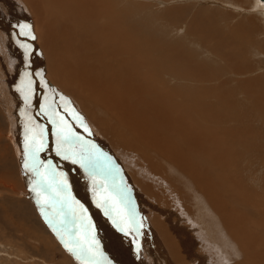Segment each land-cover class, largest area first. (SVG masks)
Here are the masks:
<instances>
[{
  "label": "rangeland",
  "instance_id": "rangeland-1",
  "mask_svg": "<svg viewBox=\"0 0 264 264\" xmlns=\"http://www.w3.org/2000/svg\"><path fill=\"white\" fill-rule=\"evenodd\" d=\"M126 1L128 2H126L125 4L133 6L134 2L140 4L148 3L147 5L150 4V6L152 7L150 12L154 13L155 11H158V13L163 12L166 13V15V9H171L173 6H178V8L181 9V13L178 14L181 18L178 21V24L177 21L170 19H168L166 23L161 21L163 24H165V26L163 24L161 25V22H159V25L161 26L158 25L159 27H156L159 29L165 27V29L163 28V32L162 29L158 30L156 28L157 30H155L147 25L140 26V28L138 25L134 27V29L137 28L135 30L133 29L135 33L138 34L136 39L139 40V42L141 40V43L136 41L138 44H136L135 41H132V43L135 42L134 45L137 47L132 55L137 61H139L135 69L138 68V70L146 73L149 71H153L154 73H156V75H153L152 79L155 83H157V87H159V85L161 86L159 87L160 89L163 88L167 90L168 88L170 89L175 85L183 86L184 89L185 87H187V85L184 84H189L191 86L196 85L199 87H204L209 84L212 91H216L218 93H226V98L225 100H223V106L234 107L235 100H238V106L236 108H247L249 111L252 110L256 114L255 116L253 115L251 117L250 115L248 117L250 122L247 121L248 123L245 124V126L247 127H243L235 123L232 119H230L231 121L229 120V122L227 123H219V126L215 123H212V125L216 128L225 125L226 131L229 133L227 136L228 142L225 145H222V147H218L216 151L217 154H222L221 160H223L224 163L221 164V172L224 177L221 176L220 182H218L215 179L216 173L213 171H209L206 173L209 175L208 177L205 176V178L211 181L212 188H215L218 184H220L219 188L222 189L218 193L221 194L217 195H219L218 198L222 197L224 199L226 206H224V211H221V208H219L220 211L215 210L217 207H219V205L204 190L205 183L199 182L198 179L190 174V172L183 170V172H185L184 174L182 170H179L180 168L177 170L176 168H171L172 171H174L175 169V172L178 174V176L179 173H181L180 177L184 178V180L188 183V187H184L176 183L175 188H173L172 190L180 192V195H178L180 210L181 205L185 204V202H183L182 200V197L185 198L184 201L190 202L185 205L186 211L184 212L191 213L192 206H195V203L198 204L200 202V205L202 207H196L199 211L198 213L208 221L211 220L213 226L218 229H216V231H218V233L229 242L230 247L234 250H231V253L233 252L230 258L231 260L227 261L226 259H222L220 260V264H253L254 257L256 255L257 257H260L262 259V264H264V7L261 5L259 0H254L255 2L253 0ZM0 3V8L6 12V18H4V21L8 23L10 27H13L15 32L19 31L16 27V25L18 24L28 23L33 26L32 31L36 37L35 45L41 51V54L44 55L45 59H47V52L44 48L47 40L44 38L42 40L39 36H43L46 33L49 35V32L53 31V25H51L52 22L50 21L49 23V19L47 18H50L51 15L49 11L47 13L45 12L46 14L43 13L46 10L42 11V8L38 6V2L36 0H0ZM168 6H170L171 8ZM37 11L40 15L37 13ZM140 14L144 15L142 13ZM197 14H199L200 16H204L205 18L203 17L202 20H197L195 17ZM41 15H43V17L40 18ZM127 15L128 12L126 11V13L123 14L124 19L127 17ZM206 18L208 19V21H206ZM44 19L47 22H45ZM48 23L51 27L49 26L50 28L47 30L49 25ZM166 26H168V29ZM44 27L46 29H44ZM61 28L62 32L65 31L63 33L72 34V30L77 32L75 33L79 38H75V40H72V43H74L72 46L81 50L77 55L76 51L72 53L73 55L69 54V61L66 57L67 53L63 54L66 59L63 58V55L60 56L62 57V60H58L57 63L59 62L58 65L61 69L65 68L68 71L69 68L70 70H73L69 66L71 64V61H75L76 57L83 58V62L88 59V62L91 65L95 63V66H102L97 57V50L88 48L87 44H85V41L87 42L88 40V36L87 38L82 37L83 35L80 33V30H78L79 28L75 25H73L71 28L70 26H64L65 29L63 28V26H61L60 29ZM149 28L153 32L149 31ZM154 30L157 32L154 33ZM165 30H169L168 32L171 33H168V35ZM138 31L141 33V35ZM147 31L150 32L153 36L156 35L157 37H153L152 39L151 34L148 37L147 35L149 34H147ZM158 31L160 33H158ZM144 32L146 33V35ZM166 34L169 40H173V42L172 40L170 41V45L168 43L169 40L167 39V37V40L163 38L166 36ZM12 35L16 38L17 42L8 40L6 36H4V34H1L0 32V264H81V262L76 260L75 256H73V254L64 247L60 238L56 235L55 232L52 231V228L44 218L45 214L49 216V219L57 218L59 206L57 205L55 208H49L45 206L43 215L41 212V205L31 197V195H35L31 190L32 185L39 179V177L34 176L32 172L26 171L23 167L22 160H24V141L22 140L25 139L24 135L26 126L27 128L31 129V131L29 132L30 136L35 134V132H38L39 134V130L41 128L44 129V150L46 151V154L45 151H41L39 153V159L43 161L44 164H47L49 161L53 163L57 173H65L64 176L67 179L71 196L74 197L76 201H79V203L82 204L87 210L86 214L91 219L96 232L98 229L101 232L99 236H96V238L99 242L101 241L100 243L107 251L106 253H102L103 257L106 259L101 258V256L99 255L100 251L97 254V260L99 261V264H107L108 261H111V264H197L200 260V249L196 248V251L193 250L194 252L191 253L186 249L185 241L182 242L183 237L186 235L188 236V241L190 239H193L191 227H189L190 225L188 223H190L194 228V221L196 220L195 222H197V218H191L188 216L186 218L188 220L187 223L185 221H182V223H184L185 225L181 226L178 224L181 229L177 230L175 228L177 222H173L174 218L176 217L175 210L171 205H169L168 199L163 198L165 196V188L161 183H158L162 182V180H157L158 182L156 183L157 186L162 185L161 189L163 190V196L159 197V199L157 200V205L152 203L151 201L148 202L149 194L147 195L144 190L141 191V188H139L137 182L134 183V181H136L137 173H140L145 177L147 173L146 171L142 172L139 170H135L134 172H132V170L129 168L130 166H128L127 159L132 160L133 162L135 159L136 163H141L143 157H145L143 156L144 151L149 149L150 146L145 142H141L140 150L138 153H134L131 151L133 153V156H130L131 158H128L129 155L127 154L120 153V149L118 147L119 141L117 140V138L109 132H104L103 135L101 134V132L104 131L103 127L105 125L95 117V114L93 115V113L91 112L92 109H88L85 114L80 113H84V110H80L81 108L85 109L83 107L85 102L84 100H89V102L91 103L95 101L98 105H103L97 100V98H95V95L94 97L89 99L88 97L84 96L82 92H80L79 97L78 87L76 86L77 84H73L74 81L70 85L64 82L61 83V81H58L53 73L49 74L51 72L48 67H46V70L43 73L41 70L42 68L38 64L36 66V64L34 63L38 59V56L34 52V50L30 53L31 55H28V57L25 55L24 49L20 46V43L25 42L27 38L21 37L19 35H16V33L14 34L13 32H11L10 36L12 37ZM140 36H142V38ZM149 38H151L152 41L156 40L155 42H153L154 44L156 43L155 45H158V43L159 45H161L163 43V45L161 46L164 47H162V49L164 50L170 48L169 51L165 50L166 52H168V54L170 53L169 57L172 54L173 58H175L179 54V58H176V62L178 61V63L183 60V63L187 64V60L185 59L190 54H192V57H194L193 59L191 56H189V60L192 59V61L188 60L191 65H196L199 62L200 64L198 65H202L203 60L211 61L212 65H210V67H208L207 65V67L201 66L202 69L208 71L203 76V78L207 79V81L185 80L183 79V77L180 78L181 76L177 74L178 72L174 73V71H171V73L169 70L163 69L164 72L167 71L171 74L170 75L166 72V75H168L166 76L165 73L161 70L163 68H161L162 64L159 66V64L162 62L163 64L166 63L165 59L163 58L166 53L164 55L165 51L160 50V48L157 47V49L159 48L158 53H160L161 56L160 54L158 55V53L155 54L157 50H155L154 52V49H156L154 47L155 45L151 43L152 41ZM156 38H159L158 41ZM62 39H65L66 42ZM146 40H150L151 42H147ZM179 40L182 42H179L180 45H177L179 44L177 43ZM58 41L59 44L64 43V46L69 43L67 38L61 37V35L60 39L58 38ZM75 41L77 42L75 43ZM174 42L177 44H175ZM27 43L32 46L31 41H28ZM148 43H151L149 47H152L150 52L148 50ZM79 44H82L84 48L76 47ZM165 44H167V46ZM143 45L144 47L142 49ZM138 46L141 47L139 48ZM171 46L173 48H171ZM174 49L176 53L178 51L177 54H175V51H173ZM143 50L145 51V53L143 52ZM80 53H82L81 56ZM125 53L126 52H123V55L125 56V58L126 56L128 58V53ZM184 53L188 54L187 57L186 55H184ZM149 54L154 55V57L156 58V61H154L156 63L154 62L153 64L151 60L155 58ZM180 54H183L184 56ZM123 55L121 53L120 60L124 58ZM162 55L164 56L162 57ZM35 56L36 59H30L34 58ZM158 56L161 58H159ZM167 57L168 55L166 56V58ZM142 58L144 61H146V63H144L143 60H140ZM159 59L160 61H162L161 59H163V61H159L160 63L158 62L157 64V61ZM47 61H45V64ZM96 62L98 63V65L96 64ZM28 63L32 64V73L35 75L31 73V76L34 77V85L32 84L33 92L30 102L26 103L24 100V93H20L19 89L24 87L22 81H25V73H29L26 69ZM33 63L35 65H33ZM114 63L117 64L118 60L116 59ZM183 63L181 62L179 64L184 65ZM147 64H149V67ZM34 66H36V68ZM150 66H153L152 69ZM163 66L165 67V65ZM36 70L39 72H37ZM16 71L18 72L16 73ZM37 73H43L46 85L54 88H52L51 95L44 94V96L45 98L50 96L55 98L57 104L60 105V109H58V111L60 110L59 113L65 117L71 128L80 136L82 135V133L83 135L90 136L91 140H93V143L97 146V148L99 150L101 149V152L106 153L107 156L110 157L111 163L109 167H111L113 175H108L104 170V166L107 162L101 161L96 166V175L98 176L95 175V194L93 192V178L89 176L88 172H86L84 168H78L76 164L72 163L71 160H69V162L72 163V165L76 166L75 169H73L72 167L66 169L62 166V163H60L61 161L63 162L64 159L62 156H59L56 153L55 127L50 122L49 117L43 114L41 110L45 105V98L44 96H39L41 87L37 82V80L40 78V76L36 75ZM65 74L57 76H64ZM164 75L166 80L164 79ZM156 76L157 78L154 79ZM158 78H160V81L162 79L164 83H167L165 81L169 80V82L167 83L169 85L166 84L167 87L165 86L167 89L164 87L162 81H158ZM210 81L211 83H209ZM57 82L59 83L57 84ZM259 82L260 84H258ZM170 83L172 84L171 87ZM61 85H63L64 87ZM71 85L72 87L69 88ZM176 86L175 88L173 87L171 89H178L179 87ZM13 88H15L16 91L9 92V89ZM42 89L45 93L47 92V90L43 86ZM256 91H258V93ZM34 92L39 94V97L35 98ZM177 93L178 92L175 93L174 97L180 100V96L178 95L179 93ZM72 94L76 98H74ZM149 94L150 91L147 92V96H149ZM60 96L66 98V101L68 102V112H65L64 106H61L64 104V102L59 100ZM210 99L214 100V97H211ZM212 104L214 103L212 102ZM258 108L263 109H261V112H259V110L257 112ZM7 109L12 111H9ZM178 109L182 110L183 108ZM72 110L78 113L80 117H83V123L87 126L88 129L90 128L89 132H85L84 127L81 126L80 122L73 119L70 112ZM229 110L234 112V109ZM67 113L69 116L67 115ZM102 114L103 115L101 116L103 117V119H107L109 117L108 119L112 121L114 127H120V124H117V122L115 123L113 117L108 111H103ZM87 115L88 117H86ZM94 117L97 121H99V124L96 120V122L94 121ZM86 118H89V120H87ZM88 121H91V123H88ZM94 125H97L96 128ZM232 130H239L238 136L236 137L238 138V143L235 147H233V140L231 139L232 137L230 135ZM96 131L97 133H95ZM248 131L251 133L245 138L244 136ZM50 134L54 135L55 140L50 136ZM83 135L82 137H86ZM96 137L97 139L100 138V140H97ZM101 137L103 138V140L101 139ZM49 139L54 140L53 143L51 142L53 147H51V149L48 148ZM105 140L110 143V146H107L108 148H106V145L103 144L104 142L102 143V141ZM136 141L139 142L138 139ZM132 146H134V144H132L131 147ZM66 148H69V150L72 151H76L77 153H79L81 150V146L79 145L78 147L67 146ZM47 154L48 157L45 156ZM111 154L114 156H112ZM117 156L120 157L118 161ZM201 159L198 160V164L202 168L199 169V172L205 171L208 168L205 162ZM228 163H230L231 165ZM234 164L235 166H233ZM124 166L126 169L124 168ZM116 169H119L118 173H116ZM82 170L83 173H81ZM40 171L42 173L45 172V178H47V180L52 182L53 184L61 179L59 176L53 179V177L48 174L44 168H41ZM75 171L77 173H80L78 177L75 176ZM81 176L84 179L80 180ZM163 177L164 176L162 175L161 179H163ZM116 185H118L120 188H126L128 190L126 195L130 196L131 198V205L126 207L125 205L120 204V198L115 188ZM144 193L146 195H144ZM45 195L46 194H43L40 197L42 202L45 198ZM144 196L147 197L145 198ZM105 198H108L110 199V201L115 203L116 209L119 212V215L117 216L118 221L121 217L126 218L128 209L130 207H134L137 214V219H139L143 225V227L140 229L139 236H137L133 231H129L128 235L120 232L112 223V220L104 214L103 209L97 207V200H104ZM165 205H167L168 207H166ZM91 208L93 209V211L91 210ZM233 208H236L245 214L241 215L244 217V223L238 220H233L234 224L237 226L235 230L227 228L226 225L227 223L232 222L230 221L231 219H229L228 216L233 212V210H230ZM180 210L177 209L179 216L181 217L182 212ZM88 211H90V213ZM163 211L167 213H165L166 218L162 216L161 212ZM209 213H211L213 216ZM115 214L116 213L114 212V215ZM258 214L262 218L258 217ZM163 217L166 220L163 219ZM224 217H228L227 219H229V221L227 219H223ZM168 219L171 220V222H169ZM164 220L167 222H164ZM242 223L245 224V226L251 227L252 230H242ZM123 226L128 227L129 229H131L132 227L131 224H125ZM73 230V226L69 224L68 231L67 233H65V239H71V236L68 233H71ZM166 236L170 238V241H167L165 239ZM137 242H139L140 244L139 252H137L136 249ZM111 243L114 245L109 246V244ZM99 249L102 248L99 247ZM182 250L185 251V256H190V262L183 255L182 257H178L176 255V252H182ZM235 253L237 254V256H235ZM231 261L234 263H232ZM209 263L210 261H208V264ZM255 263L258 262L255 261L254 264Z\"/></svg>",
  "mask_w": 264,
  "mask_h": 264
},
{
  "label": "bare ground",
  "instance_id": "bare-ground-1",
  "mask_svg": "<svg viewBox=\"0 0 264 264\" xmlns=\"http://www.w3.org/2000/svg\"><path fill=\"white\" fill-rule=\"evenodd\" d=\"M36 1L38 2V6L40 8H42V11L46 10L43 13H45V12L47 13L49 11V13L51 15L49 14L50 18L49 17H47V18L49 19L48 20L49 23L51 21L52 22L51 25L54 26V27L52 26L53 31L49 30V31H51V32H49L50 33L49 35L46 33L43 36H39V37H41L42 40H43V38L47 40L46 41L47 43L44 45V48L47 52V53L46 52L45 53H46L48 61H47V59H45L44 55L41 54V51L35 45L36 40H31L29 38L26 39V42H28V41L32 42V49L34 50V52L38 56L37 57L38 59L34 62L36 64V66L38 64L42 68L41 70L43 73L46 70V67H48V69L51 72L49 74L53 73L56 76L57 80L61 81V83L64 82V83L70 85L74 81L73 84H75V85L77 84L76 86L78 87L79 97H80V92H82V94L84 96L88 97L89 99H91L95 95V98H97V100L99 102H101L103 105H98L95 101H93L91 103V102H89V100H84L85 102H84L83 107L85 109H82V108L80 109L81 111L84 110V113L80 112V111L79 112L81 114H85V112L88 109H92L91 112L93 113V115L95 114V117L97 119H99L101 123H103L105 125L103 127L104 131H102L101 134L103 135L104 132H109L110 134L114 135L117 138V140L119 141L118 147L120 149V151H119L120 153L127 154V155H129L128 158H131L130 156H133L132 152H134V153L139 152L141 142H145L150 146L149 149L144 151L143 156H145V157H143L142 161L140 160L141 163L140 162L136 163L135 159H134V162L132 160L127 159L128 166H130L129 168L132 170V172H134L135 170H139L142 172L146 171V173H147L146 177L140 173H137L136 174V181H134V183L137 182L138 183L137 185L139 186V188H141V191L144 190L147 193V195L149 194L148 202L151 201L152 203H154L156 205H157V200L159 199V197L163 196V190L161 189V186L162 185L164 186L165 196L163 198L164 199L167 198L169 205H171L172 208L175 210L176 217L174 218L173 222H177V225L175 226V228L177 230L181 229L179 227V225H181V226L185 225L184 223H182V221H185L187 223L188 220L186 218L188 216L191 218H194V217L197 218V222H195L196 220L194 221V228L191 226L190 223H188L190 225L189 227H191L193 239H190L188 241L187 235L184 236L182 239V242L185 241L186 249L189 250L191 253L194 252L193 250L196 251V248L200 249V254H199L200 260L198 261L197 264H208V261H210L209 264H220V260H222V259H226L227 261L231 260L230 258H231L232 253H233V252L231 253V250H233V249L230 247L229 242L224 237H222V235H220L218 233V231H216L217 228L213 226L212 221L211 220L208 221L207 219L202 217L201 214L198 213L199 211L196 207L197 206H198V208L202 207L200 205V202L198 204L195 203V206H192L191 213L184 212V211H186L185 205L190 203V202L184 201L185 198L182 197V200H183V202H185V204L181 205V210H180V202L178 201V195H180V192L176 191V190H172V189L175 188L176 183L180 184L184 187H188V183L184 180V178L180 177L181 173H179V176H178V174L175 172V169H174V171H172L171 168H176V170L180 168L179 170H182V172H183V170L190 172V174L193 177H195L196 179H198L199 182L205 183L204 190L219 205V207H217L218 209L216 208L215 210L218 211L219 208H221L222 209L221 211H224L225 207H226L224 199L222 197H219L220 199L218 198V196L221 194V193L219 194L218 192L222 189V188L221 189L219 188L220 184H218L217 187L212 188L211 181L208 180L207 178H205V176L208 177L209 175L206 173L209 171H213L217 174V175L215 174V177H216L215 179L218 182H220L221 176L224 177V175L221 172V164L224 163L223 160H221L222 154H217L216 151H217L218 147H222V145H225L228 142L227 136L229 133L226 131L225 125L220 126L219 128H216L212 125V123H215L219 126V123H227V122H229L230 119H232L235 123H237L243 127H247V126H245V124L250 122L248 117L250 115H251V117L253 115L255 116L256 114L252 110L249 111L247 108H236L238 106V100H235L234 107L233 106L232 107L223 106V104H224L223 100H225V98H226V93L225 92L218 93L216 91H212L211 86H209V84L204 86V87H199L196 85L191 86L189 84L183 83L184 85H187V87H185L183 89V86H179V85L176 86L175 85L176 87H179V88L178 89L176 88L175 90L173 89L174 90L173 91L171 88H173V87L175 88V86H172L171 83L174 82V81H172L170 83V87L172 86L170 88L172 90L171 91L169 88L168 89L166 88L167 85H169V84H167L169 82V80L165 81L167 83H164L161 79V81L164 84V87L166 86L165 88L168 91L163 89V88H161V89H163V90H161L159 88L161 86L159 85V87H157L156 86L157 83H155L154 80L152 79L153 75H156V73H154L153 71H149L146 73V72H142V71L138 70V68L135 69L136 65L138 64L139 61H137L135 59V57L132 55L134 50H136V48H137L134 45V43L136 41L139 42V40L136 39L138 34H136L134 31L135 29H137V28L134 29V27H136V25H138L139 28H140V26L147 25V26H149L155 30H157V29L161 30L162 29V32H163L165 27H162L161 29L156 27L160 24L159 22L162 21V22L166 23V21L168 19H170V20L177 21V24H178V21L181 19L180 16L178 15L179 13H181V9L178 8V6H175V7L173 6L172 8L170 6H168L171 9H166V12H167V15H166V13H163V12L158 13V11H155L154 13L150 12L152 7L150 6V4L147 5L148 3L147 4L146 3L140 4V3L134 2V6H133V5L125 4L126 2H128L126 0H36ZM131 1L133 2V0H131ZM176 1H178V0H176ZM259 1H260L261 5L264 7V0H259ZM173 2H175V1H173ZM227 4H229V3H227ZM0 5H1V3H0ZM241 7H242V5H241ZM36 8H37V6H36ZM246 9H248V8H246ZM126 11L128 12V15L124 19L123 14H125ZM37 13H38V11H37ZM140 13H142L144 15H141ZM263 14H264V10H263ZM46 16H45V19H46ZM41 17H43V15H41L40 18ZM195 17L197 20H200V19L202 20V18L204 16H200L199 14H197ZM4 18H6V12L0 8V32H1V34H4V36H6V38L8 40H10V41L12 40L13 42L14 41L17 42L16 38L13 35H12V37L10 36V33L13 32L14 34L16 33V35H18L17 34L18 32H15L13 27H10L9 24L4 21ZM62 18L66 19V20H64ZM208 19H209V17H208ZM208 19L206 21H208ZM45 22H47V21L45 20ZM162 22H161V25L163 24ZM175 24H176V22H175ZM73 25H75L76 27L79 28L78 30H80V33L83 35L82 37L87 38V36H88V40H87V42L85 41V44H87L88 48H92L93 50L94 49L97 50V53H98L97 57H98L99 61L101 62L100 64H102V66H99V67L95 66L94 65L95 63L93 65H91V64H89L88 59H86L85 62H83V58L76 57L75 61H73V62L71 61V64L69 66L73 70H70L68 68V71H67L65 68L64 69L60 68V66L58 65L59 62L57 63L58 60H62V57H60V56H62L64 53H67V56H66V54H65V56L68 58V61H69L70 60L69 54H72L74 51H76V55H77L81 51L80 49L74 48L72 46L74 44V43H72V40H75V38H79L76 35L77 32L72 30L71 31V33L73 34L72 35L70 33L69 34L63 33L65 31L62 32V28L60 29L61 26H63V28H64V26L65 27L70 26V28H71ZM161 25H159V26H161ZM163 25L165 26V24H163ZM43 26H41V27H43ZM49 26H50V24L48 25L47 30L51 27V26L50 27ZM166 27L168 29V26H166ZM44 29H46V28L44 27ZM42 30H43V28H42ZM166 30H165V32L167 34L171 33V32H168L169 30L168 31H166ZM149 31H152V30H150V28H149ZM156 32L157 31H155L154 33H156ZM158 33H160V32L158 31ZM41 34H43V33H41ZM147 34H149V35H147L149 37L151 33L148 32ZM167 34L165 37H163L162 35L161 36L164 39H166ZM60 35H61V37L67 38V40L69 41L68 44L66 43L67 44L66 46L63 45L64 43L59 44L58 38L60 39ZM140 35H141V33H140ZM145 35H146V33H145ZM142 36H140V37L142 38ZM18 37H17V39H18ZM151 37L153 39V37H157V36L156 35L153 36L151 34ZM149 39L151 40V38H149ZM158 39H157V41H158ZM167 39H168V37H167ZM143 40H145V39H143ZM150 40H148V41L151 42L152 40L151 41ZM171 40H169V42H168L169 45H170ZM132 41H135V42L132 43ZM155 41L153 40L151 43L154 44L153 42H155ZM174 41H175V39H174ZM60 42H62V41H60ZM65 42H66V40H65ZM76 42L77 41H75V43ZM172 42H173V40H172ZM179 42L181 43L182 41L179 40L177 43H179ZM139 43H141V40ZM177 43H175V44H177ZM180 43L177 45H180ZM136 44H138V43L136 42ZM150 44L148 45V47L150 46ZM161 45H163V43ZM161 45H159V43H158V45L154 46L156 48V49H154V52H155V50H157V52L155 54L158 53L159 48H160V50H164V49H162L163 46H161ZM165 45L167 46V44H165ZM151 46H153V45H151ZM76 47H83L84 48V46H82V44H79ZM138 47L140 48L141 46H138ZM143 47H144V45L142 46V49H143ZM148 47H147V49H148ZM157 47H159V48L157 49ZM151 48L152 47H149V49H148L149 52H150ZM165 48H167V47H165ZM171 48H173V47L171 46ZM169 49H165V50L169 51ZM173 51H175V49ZM123 52H126L125 54L128 53L129 57L127 58V56H126V58H125V56L123 55ZM141 52H142V50H141ZM143 52L145 53L144 50H143ZM179 52H180V50H179ZM121 53H122L124 58H122L120 60ZM147 53H148V51H147ZM165 53H166V55H165ZM177 53H178V51H177ZM177 53L175 51V54H177ZM181 53H182V50H181ZM81 54L82 53H80V56H81ZM159 54L160 53H158V55ZM149 55H152L154 57L153 54H149ZM164 55H162V57L164 56L163 58L165 59L166 63L163 64V62H162L163 59H161L162 61H160V59L157 61V64L159 61L162 62V63L159 62L160 63L159 66L162 64L161 68L162 67L163 68L161 70L163 72H164L163 69L169 70L170 72L174 71V73L178 72L177 74H179L181 76L180 78L183 77V79H185V80H193V81L206 80L207 81V79L203 78V76L208 71L202 69L201 66L204 67L207 65L208 67H210V65H212L211 61H204L203 60L202 65H198V64H200V62L196 65H191L190 62H188V60H189V56L192 57V54L188 55V54L184 53V55H186V57L188 55V57H187L188 59L185 57L186 58L185 60H187V64L186 63L184 64L183 60H182L181 62L184 64V65H182V64H179L181 62H179V63H178V61L176 62V60H177L176 58H179L178 57L179 54L177 55V57L173 58L172 54L169 57L170 53L168 54V52L165 51ZM167 55H168V57L166 58ZM180 55H183V54H180ZM160 56H161V54H160ZM174 56H176V55H174ZM158 57H157V59H158ZM59 58H61V59H59ZM63 58H65L64 55H63ZM159 58H161V57H159ZM192 58L194 59V57H192ZM30 59L34 60V59H36V56L34 58H30ZM116 59L118 60L117 64L114 63ZM140 60L142 61L143 58ZM154 60L156 61V58L151 60L153 62V64L155 62ZM190 60L192 61V59H190ZM45 61H47L46 64H45ZM34 63H33V65H35ZM144 63H146V61H144ZM96 64L98 65L97 62H96ZM147 65L149 67V64H147ZM163 65H165V67ZM175 65H177V66H175ZM36 66H34V67L36 68ZM62 66H63V64H62ZM150 67L152 69L153 66H150ZM26 69L29 72V74H31L32 73V64L28 63ZM148 69H150V68H148ZM41 70H40V72H41ZM17 72L18 71H16V73ZM37 72H39V71H37ZM166 72H164L165 75H166ZM170 72L169 73L167 72V73L170 74ZM65 73H67V74H65ZM152 73H154V74H152ZM63 74H65V75L64 76H57V75H63ZM33 75H35V74H33ZM165 75H164V79H165ZM16 76H18V75H16ZM157 76H159V75H157ZM157 76L154 79H156ZM166 76H168V75H166ZM31 79L33 81L34 77L31 76ZM158 79H159L158 81L161 82L160 78H158ZM167 79H169V78H167ZM170 79H172V78H170ZM37 82H38V85L41 87V91H40V95L34 92L35 98H37L39 96L43 97L44 94H50V95L52 94V88L53 87H51L49 85L45 86V84H42L40 82V78L37 80ZM153 82H154V84H153ZM58 83L59 82H57V84ZM209 83H211V81ZM258 84H260V82ZM54 85H56V84H54ZM173 85H174V83H173ZM42 86L47 90L46 93L43 91ZM61 86H63V85H61ZM71 87H72V85L69 88H71ZM257 87H258V85H257ZM10 91H16V89L15 88L9 89V92ZM149 91H150V94H149V96H147V92H149ZM41 92H43V93H41ZM174 92L179 93V94L178 93L177 94L180 96V100L176 99L174 97L175 96ZM256 92L258 93V91H256ZM20 93H23V92L20 91ZM73 97L76 98L74 95H73ZM211 97H214V100H211L210 99ZM44 98H45V96H44ZM212 102L214 104H212ZM258 105H261V104H258ZM61 106H63V105H61ZM178 108H183V109L179 110ZM58 109H60V108H58ZM229 109H234V112H232ZM261 109H263V108H260V109L258 108L257 112H258V110H259V112H261L262 111ZM7 110H9V109H7ZM9 111H12V110H9ZM103 111H108L111 114V116L113 117V120L115 121V123L117 122V124L118 123L120 124V127H114L112 124V121L110 119H108L109 117L107 119H103V117L101 116V115H103L102 114ZM86 114H88V113H86ZM263 114H264V111H263ZM67 115H68V113H67ZM42 117H44V116H42ZM86 117H88V115ZM105 117H106V115H105ZM89 118L88 119L86 118V119L89 120ZM96 118L94 119V121L96 120ZM98 122L99 121H97V123ZM88 123H91V121H88ZM17 124H18V122H17ZM94 126L96 128L97 125H94ZM94 126H93V128H94ZM98 126H100V125H98ZM115 126H116V124H115ZM238 131L239 130H232L230 133V135L232 137L231 139L233 140V147H235L238 143V138H236L238 136ZM95 133H97V131ZM250 133L251 132H249V131L246 132L244 137L246 138ZM35 134L38 135V132H35ZM99 134H100V132H99ZM82 135H83V133H82ZM82 135H81V137H82ZM50 136L55 140L54 135L50 134ZM83 136H86V137H82L84 139V141H88V142L92 141L91 143H93V140H91L90 136H87V135H83ZM96 139H97V137H96ZM98 139L100 140V138H98ZM101 139L103 140L102 137H101ZM137 139L139 140V142L136 141ZM54 140L49 139V142H48V148L49 149H51V147H52L51 142L53 143ZM22 141H24V140H22ZM102 143L104 145H106V148H108L107 146H110V143L106 140L102 141ZM132 144H134V146L131 147ZM77 147H78V145H77ZM130 147H131V150H130ZM44 151L45 150H43V152ZM100 151H101V149H100ZM45 154H46V151H45ZM45 156L48 157V154ZM112 156H114V155H112ZM117 158H118L117 159V161H118L120 159V157L117 156ZM125 158H126V156H125ZM138 158H140V157H138ZM199 158L200 159L203 158L201 160H203L205 162L206 166L208 167L205 171L199 172V169H202L198 164V160H200ZM122 161H124V160H122ZM60 163H62V166L65 167L66 169H68L69 167H72L73 169H75L76 166L78 168H81V166L79 164H76V166L72 165V163H70L69 160H65V159L63 162L61 161ZM228 164H230V163H228ZM53 166H54V164H53ZM233 166H235V164ZM124 168H125V166H124ZM177 172H179V171H177ZM81 173H83V170L81 171ZM183 173L185 174V172H183ZM78 175H80V173H77L75 171V176L78 177ZM162 175L164 176L163 179H161ZM202 175H203V177H202ZM96 176H98V175H96ZM81 179H84V178H82V176H81L80 180ZM157 180H162V182H158ZM82 182H84V181H82ZM157 182L161 183L162 185L157 186L156 185ZM101 185H102V183H101ZM218 188H219V190H218ZM34 194L35 195H31V197L34 198L35 201L37 202V195H36V193H34ZM217 194H219V195H217ZM144 195H146V194L144 193ZM221 198H222V200H221ZM165 206L168 207L167 205H165ZM177 209L182 212L181 217L179 216ZM91 210L93 211L92 208H91ZM230 210H233V212L228 217H229V219H231L230 221H232V222L227 223L226 225H227V228L235 230L237 226L234 224L233 220H238V221H241L244 223V217L241 215H245V214L236 208H233ZM88 212L90 213V211H88ZM161 213H162V216L165 217L166 212L163 211ZM209 214L212 215L211 213H209ZM219 214H220V212H219ZM164 217H163V219L166 218V217L165 218ZM228 217H224L223 219H227ZM258 217H261V216L258 214ZM229 219H227V220L229 221ZM165 220H164V222H167ZM168 221L171 222V220H169V219H168ZM257 223H258V221H257ZM100 225H101V223H100ZM241 227H242V230H248V229L252 230L251 227L245 226V224H243ZM256 229H258V228H256ZM95 232H96V229H95ZM100 233L101 232L98 229L96 232V236H99ZM165 239L167 241L168 240L170 241V238L168 236H166ZM249 239H251V238H249ZM100 242H99V246H100V248H102V249H99L100 253H104V252L106 253L107 250H105L103 248V245ZM110 245H114V244L111 243V244H109V246ZM176 255L178 257H182V255H183L187 260H189V262L191 261L190 256L189 255L185 256V251H183V250H182V252H180V251L176 252ZM235 256H237L236 253H235ZM238 260H236V261H238ZM255 261L258 262L255 264H262V259L260 257H257V255L254 257L253 264ZM232 263H234V262H232ZM237 264H240V263H237Z\"/></svg>",
  "mask_w": 264,
  "mask_h": 264
},
{
  "label": "snow or ice",
  "instance_id": "snow-or-ice-1",
  "mask_svg": "<svg viewBox=\"0 0 264 264\" xmlns=\"http://www.w3.org/2000/svg\"><path fill=\"white\" fill-rule=\"evenodd\" d=\"M18 28V35L21 37H26L31 40H35L36 37L33 34V26L28 23L16 25ZM20 46L24 49L25 55H29L33 49L30 44L26 41L20 43ZM40 76V82L45 84L43 73H37ZM32 79L31 74L25 73V81H22L24 87L19 89L24 93V100L29 103L32 96ZM59 100L64 102V110L68 112V102L63 96L59 97ZM60 105L57 104L54 97H46L45 105L42 107L43 114L47 115L50 122L55 127L56 136V153L62 156L65 160H71L73 164H80L82 168L88 172L89 176L93 178V192H96L95 175L96 166L101 162H107L104 166V170L108 175H113L111 167H109L111 161L110 157L106 153L101 152L97 146L91 142L84 141L83 138L78 135L68 124L65 117L61 115L58 111ZM73 119L80 122L81 126L87 132L89 129L83 123V118L79 116L74 110L71 111ZM31 129L27 128L25 131L24 139V160L23 167L26 171H30L34 176L39 177V179L33 183L32 191L37 194V203L41 205V212L44 214L45 206L49 208H55L59 206V212L57 213V218L49 219L48 215L45 214L44 218L48 222L52 231L60 238L64 247L75 256L76 260L80 261L81 264H99L97 260V254L99 253V241L96 239L95 227L91 219L87 216V210L84 208L79 201H76L74 197L71 196L69 191V185L64 173H57L55 167L49 161L44 164L43 161L39 159V153L45 149L44 144V129L39 130L38 136L36 134L29 135ZM81 146V151L77 153L76 151L69 150L66 146ZM44 168L48 174H50L53 179L59 176L61 179L55 184L48 181L45 178V173L40 171ZM118 173L119 169L115 170ZM114 178V177H113ZM122 182V181H121ZM120 198V204L126 207L131 205V198L127 196V189L120 188L118 185L115 186ZM46 194L43 202L41 201V195ZM50 197V199H49ZM97 207L102 208L104 214L108 216L112 223L117 227L120 232L129 234V231H133L137 236L140 235V229L143 227L141 221L137 219V214L134 207H130L127 212V216L121 217L118 221L117 216L119 212L116 209L114 202L110 199L105 198L104 200H97ZM114 212L116 213L114 215ZM71 224L74 230L68 233L71 239H65V233L68 231V225ZM131 224L132 227L129 229L123 225ZM137 252L140 250L139 242L136 243ZM101 258L102 253H99ZM107 264H111L108 261Z\"/></svg>",
  "mask_w": 264,
  "mask_h": 264
}]
</instances>
